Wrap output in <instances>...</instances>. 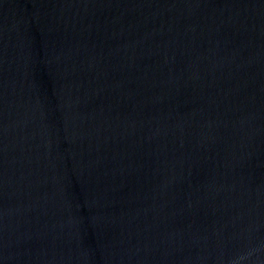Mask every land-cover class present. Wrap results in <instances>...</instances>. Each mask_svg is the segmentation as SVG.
Here are the masks:
<instances>
[{"label":"water","instance_id":"water-1","mask_svg":"<svg viewBox=\"0 0 264 264\" xmlns=\"http://www.w3.org/2000/svg\"><path fill=\"white\" fill-rule=\"evenodd\" d=\"M0 264H264V0H0Z\"/></svg>","mask_w":264,"mask_h":264}]
</instances>
